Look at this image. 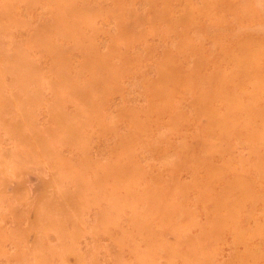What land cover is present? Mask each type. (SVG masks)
Masks as SVG:
<instances>
[{"label":"rangeland","instance_id":"obj_1","mask_svg":"<svg viewBox=\"0 0 264 264\" xmlns=\"http://www.w3.org/2000/svg\"><path fill=\"white\" fill-rule=\"evenodd\" d=\"M260 78L264 0H0V264H264Z\"/></svg>","mask_w":264,"mask_h":264},{"label":"bare ground","instance_id":"obj_2","mask_svg":"<svg viewBox=\"0 0 264 264\" xmlns=\"http://www.w3.org/2000/svg\"><path fill=\"white\" fill-rule=\"evenodd\" d=\"M41 45V44H40ZM101 64H103V62H99ZM237 69H238V76L236 75V78H237V82H240L241 80L245 79L247 76L251 75L253 78H256V74L258 73L259 69L258 67L256 66V57H251L247 60V63L244 64V65H241L238 63L237 65ZM216 80H219L220 82H218V85L222 82H232L231 78L230 77H221V76H218L216 78ZM218 86H214L213 87V90L214 91H222L223 89L222 88H217ZM261 90H264V78H260L256 81V84L255 86L253 87V89L251 90V94H258L259 91ZM71 128V126L69 127ZM220 190H218L213 196L211 197H207V198H204V203L206 202H210V203H215L217 205V202H216V195L217 193L219 192ZM165 191L162 192V194H164ZM246 193H247V190L245 188V185L244 184H241L240 183V187H239V196L237 197V200L240 201V200H243L245 197H246ZM234 211V209H233ZM232 217L233 219H235V213L233 212L232 214ZM220 219V220H223L224 217L223 215H218L217 216V220Z\"/></svg>","mask_w":264,"mask_h":264}]
</instances>
